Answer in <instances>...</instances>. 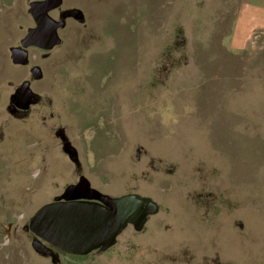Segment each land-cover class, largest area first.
Returning a JSON list of instances; mask_svg holds the SVG:
<instances>
[{
    "label": "rangeland",
    "instance_id": "1",
    "mask_svg": "<svg viewBox=\"0 0 264 264\" xmlns=\"http://www.w3.org/2000/svg\"><path fill=\"white\" fill-rule=\"evenodd\" d=\"M15 4L0 7V44L26 14ZM62 8L61 43L30 87L37 104L11 117L0 85V264H51L23 227L79 174L157 207L79 264H264V0Z\"/></svg>",
    "mask_w": 264,
    "mask_h": 264
},
{
    "label": "flooded vegetation",
    "instance_id": "2",
    "mask_svg": "<svg viewBox=\"0 0 264 264\" xmlns=\"http://www.w3.org/2000/svg\"><path fill=\"white\" fill-rule=\"evenodd\" d=\"M9 2L7 5L5 2H2L0 7H5V12L14 10L15 0H2ZM26 1V14L25 16H17L18 26L16 25V32L14 35L7 36L3 40V44H0V73L5 69L11 71L9 76H0V85L7 86L11 88L8 92V100L6 101L5 111L11 116L16 118H23L29 111L30 108L37 104L36 97L33 95L31 99H35V104L30 105L27 109H22L25 105L23 99L25 96L29 97L28 90L31 92L30 87L33 83L39 82L42 80L44 73L42 61L47 58V54L57 48L61 39L59 37V31L64 28V19L66 15H70L62 8L61 4L47 13V18L45 19L41 14L37 13L36 9L31 8L32 4L46 2L48 0H25ZM0 8V11L1 9ZM17 23V22H16ZM23 23V24H22ZM58 44L53 45L52 43ZM2 63V64H1ZM2 92V91H1ZM0 92V107L3 105L2 102V93ZM32 94V93H31ZM18 95L19 98L15 99L14 96ZM21 99V100H20ZM26 101V100H25ZM95 127L92 126H81L78 128L77 132H92L94 134ZM80 135V134H79ZM62 143L64 141L65 150L69 157V160L78 166L77 173H79V161L75 153L74 147L70 144L67 136L61 138ZM78 139V140H76ZM74 140L79 141L78 143L86 145L89 143L83 142L81 136H77ZM82 141V142H80ZM103 176V175H102ZM105 177V176H104ZM106 181V180H104ZM81 185V187H80ZM104 187H109L110 180L103 183ZM70 186H77V189L74 191L75 197L78 201H88L103 204V198H108V196L102 193L101 190L94 188L91 185V182L84 177V175L79 174L75 181L68 183L66 186L61 189L58 195L54 197L51 201H55L61 197L65 190ZM130 196V195H125ZM135 196V195H132ZM123 197V196H120ZM138 197V196H136ZM79 198V199H78ZM140 198V197H138ZM141 199V198H140ZM61 201L63 199H60ZM49 202V203H51ZM37 211V210H36ZM35 213V212H34ZM34 215V214H33ZM32 215V216H33ZM31 216V217H32ZM24 225V232L30 234V244L33 247L36 255H41L50 260L51 264H79L77 261L81 256L70 255L62 252L61 250L54 247L52 244L42 239L41 237L34 234L30 229V219ZM148 217V215H147ZM133 227L132 224H128L127 227ZM126 227V228H127ZM134 228V227H133ZM117 240V238H116ZM93 252H101L100 250H94ZM89 255V254H88ZM70 258V259H69ZM63 259L67 260V263H63Z\"/></svg>",
    "mask_w": 264,
    "mask_h": 264
},
{
    "label": "water",
    "instance_id": "3",
    "mask_svg": "<svg viewBox=\"0 0 264 264\" xmlns=\"http://www.w3.org/2000/svg\"><path fill=\"white\" fill-rule=\"evenodd\" d=\"M60 4L61 0H48L32 4L31 8L47 18V13ZM28 93L29 97L23 99L25 105L22 109L36 102L31 99L29 90ZM19 97L14 96L15 99ZM76 189L77 186H70L61 197L41 206L30 219V229L34 234L66 254L86 256L94 250L105 251L115 245L116 238L128 224L139 231L147 215L157 211V207L148 200L132 195L113 199L106 197L103 204L78 201L74 193Z\"/></svg>",
    "mask_w": 264,
    "mask_h": 264
},
{
    "label": "bare ground",
    "instance_id": "4",
    "mask_svg": "<svg viewBox=\"0 0 264 264\" xmlns=\"http://www.w3.org/2000/svg\"><path fill=\"white\" fill-rule=\"evenodd\" d=\"M79 199V198H78Z\"/></svg>",
    "mask_w": 264,
    "mask_h": 264
}]
</instances>
